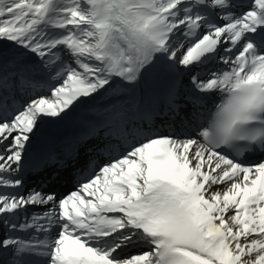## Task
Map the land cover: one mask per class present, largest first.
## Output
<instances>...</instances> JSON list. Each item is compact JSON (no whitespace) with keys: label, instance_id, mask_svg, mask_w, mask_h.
Returning a JSON list of instances; mask_svg holds the SVG:
<instances>
[{"label":"snow or ice","instance_id":"6c2138e0","mask_svg":"<svg viewBox=\"0 0 264 264\" xmlns=\"http://www.w3.org/2000/svg\"><path fill=\"white\" fill-rule=\"evenodd\" d=\"M0 264H264V0H0Z\"/></svg>","mask_w":264,"mask_h":264},{"label":"bare ground","instance_id":"6f19581e","mask_svg":"<svg viewBox=\"0 0 264 264\" xmlns=\"http://www.w3.org/2000/svg\"><path fill=\"white\" fill-rule=\"evenodd\" d=\"M99 103L100 102H90L88 105H84V106H81L79 108H77L76 110L78 112H82L84 111V113L82 114V117L79 118L78 120L83 123V124H88L86 122L87 118L86 116H91V115H94L96 118H99L98 116V112H99ZM70 115H73V113H71ZM75 118V117H74ZM45 122H48V121H45ZM82 124V125H83ZM79 126V122L78 121H75L74 122V127H78ZM82 128H80L79 130H81ZM83 130V129H82ZM63 150V149H62Z\"/></svg>","mask_w":264,"mask_h":264},{"label":"rangeland","instance_id":"374dc122","mask_svg":"<svg viewBox=\"0 0 264 264\" xmlns=\"http://www.w3.org/2000/svg\"><path fill=\"white\" fill-rule=\"evenodd\" d=\"M221 67H222V65H220V68L219 69H221ZM212 69V68H211ZM213 70V69H212Z\"/></svg>","mask_w":264,"mask_h":264}]
</instances>
